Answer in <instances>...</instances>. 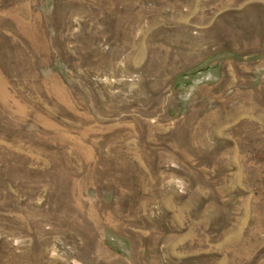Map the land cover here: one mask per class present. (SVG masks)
<instances>
[{"label":"rangeland","instance_id":"obj_1","mask_svg":"<svg viewBox=\"0 0 264 264\" xmlns=\"http://www.w3.org/2000/svg\"><path fill=\"white\" fill-rule=\"evenodd\" d=\"M0 264H264V0H0Z\"/></svg>","mask_w":264,"mask_h":264}]
</instances>
